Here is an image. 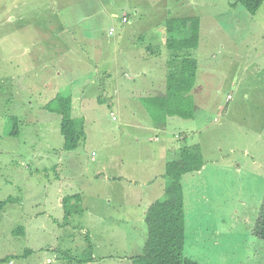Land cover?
<instances>
[{
  "label": "rangeland",
  "instance_id": "1",
  "mask_svg": "<svg viewBox=\"0 0 264 264\" xmlns=\"http://www.w3.org/2000/svg\"><path fill=\"white\" fill-rule=\"evenodd\" d=\"M236 1L97 0L107 11L138 5L143 16L135 18L134 10L119 9L117 17L110 18L99 11L76 25L74 21L80 19L76 15L81 12L76 0H61L58 11L53 10L52 0H0V202L17 199L0 205V264H84L90 254L94 261L87 264H131L125 255L142 253L145 242L140 235H146V225L139 224L141 234L134 237L129 227L118 221L124 212L132 221H141L139 201H151L152 195L135 182L143 179L133 173L140 161L134 159L132 163L123 157L117 164L107 161L116 158L114 140L124 142L141 133L124 126L131 120V112L126 102L130 97L122 94L126 95L131 84H124L115 97L114 92V96L111 92L103 94L108 87L93 80V75L89 77L92 71L83 72L84 77L79 75L91 65L83 60L81 52L68 47L78 38L69 26L73 22L75 30L76 26H93L103 42L101 55L113 67L118 58L121 57L120 62L125 60L122 55L130 31L188 15L204 21L199 44L214 33L210 45L191 53L198 61L209 59L216 64L214 69L222 79L219 82L224 83L216 99L226 109L221 112L212 102L205 106L202 103L197 119L176 118L167 125L171 133L193 130L188 131L186 144L188 138L193 139L190 145L199 148L204 164L200 173H187L181 178L186 228L183 254L201 264H264V242L253 235L264 198V94L249 89L254 79L242 71L245 64L253 69L264 53V4L251 15L241 5L231 7ZM82 5L87 4L84 1ZM123 14L129 24L122 23ZM127 26L129 29L123 33ZM41 35L48 41L38 40ZM223 42L235 43L236 48L218 49L219 45L224 47ZM165 52L163 61L169 56V51ZM59 64L70 67L67 80L56 81L50 71V65L53 70L59 69ZM261 65L264 69V56ZM113 71L118 72L116 65ZM119 76L121 84L137 81H129L123 72ZM86 85L88 93H97L101 102L88 99L82 114L72 111L73 117L85 116L86 121L81 116L85 121L84 143L90 145L87 152L82 145L76 160L65 168L57 161L62 141L60 118L46 111L44 104L55 92L72 99L74 92ZM231 91L233 100L227 104L225 96ZM243 91L248 92L246 99L241 96ZM173 96L166 93L156 105L149 106L153 118L160 120L169 115ZM78 102L74 100L75 105ZM8 116L19 118L17 138L9 136L13 126L6 119ZM168 137L175 144V139ZM35 155L39 158L34 159ZM118 173L121 176L114 178ZM166 174L159 179L163 192L168 181ZM57 187L63 188V193H77L82 202V210L68 222L56 217L61 211L55 202ZM163 192L154 194L156 201L164 198ZM32 202L38 203L36 212L41 216L27 237L14 235L16 228L28 226Z\"/></svg>",
  "mask_w": 264,
  "mask_h": 264
},
{
  "label": "crops",
  "instance_id": "2",
  "mask_svg": "<svg viewBox=\"0 0 264 264\" xmlns=\"http://www.w3.org/2000/svg\"><path fill=\"white\" fill-rule=\"evenodd\" d=\"M48 1L50 0H46V2ZM52 1H53V6H52L53 10L56 9L54 11H58V6H60L61 0H52ZM84 1L85 4H87L86 6L82 5ZM76 3L80 4L76 6L79 8V10H81V12H79L76 15L77 18H79L78 16H80V19H76L74 21L76 22L75 23L76 25L77 24L79 25V23H82L85 19L96 16V13L99 11L106 12L108 17L110 18L117 17L116 11L119 9L125 11L134 10L135 18L136 16L139 17L143 16V14L140 13L141 10L139 9L138 5L136 8H133L130 5L127 7H119L116 10L110 9L109 11H107L106 7L105 6L101 7L100 2L98 3L97 0H76ZM53 15L54 14H52V16ZM57 16H59V13H57ZM123 17L128 18L127 15L125 14L122 15V18ZM186 17H194V15H188ZM186 17H181V18H186ZM208 18H212V17L210 16ZM167 20L168 18L164 19L159 25L155 23V25H151L150 27L141 28L135 31L133 29L132 31H130V35L126 38L129 40V42L127 43L126 51L122 55V57H124L125 60L124 62H120L121 57L118 58L116 63H114L113 67L112 65H110L108 59L106 58L103 59L104 58L103 54L101 55L103 42L99 40L100 38L97 34V30L94 29L93 26H88L85 29L83 28V26L81 27L76 26V29L78 31L75 30L72 25L74 22L71 23V25L69 26L70 30L75 31L78 38L74 39L71 43H69L68 47L70 49L78 50L79 52H81V56L83 60H87L88 63L91 65L87 69L78 72L79 75H82L84 77L83 72L92 71L90 72L89 77L93 75L92 77L93 80H95L98 83H101L102 87H108V89L104 90L103 94L107 92H111V94L113 95L114 92L115 97L119 96V94L122 92V90L124 89L123 88L124 84H131L130 89L126 90V95L124 93L122 94V97H127V96L130 97V99H128L126 102L129 105L131 112V120L127 122L124 126L125 128L132 127L138 129L141 133L132 137L131 139L126 138L127 140H124V142H120V141L115 142L114 140L112 148L115 149L114 155L116 158L113 159L110 157L107 158V161L114 160L111 164H117L119 159H120L119 161H121V157H123L124 160L131 159L132 163L134 162V159L140 161V163L136 164V169H134L133 173H136L140 178L143 179H135V182H137V184H139L145 192L149 193V196L152 195L150 198L151 201H149L146 204H142L143 199L139 201L140 205L138 207V212L140 214L141 221H132L131 216L127 215L126 212L123 213L122 219L117 218V220L119 219L118 221L123 226L129 227L132 236L134 237L137 233L138 236L141 234V232H139L138 230L139 229L138 225L141 223L145 225L144 217L146 214V210L151 203L156 201L155 199L156 195L154 194L156 192L157 193L163 192L162 190L163 187L159 179L163 178L162 176L164 175L165 172L168 173L169 170L170 171L176 170L178 168V164L180 163L182 157L186 155L184 154V151L188 152L191 149V147L194 146V145H190L191 142L193 141L192 138H188L189 143L186 144V137H188V131L191 129L186 130V133L183 134L177 133L176 130H174V132L171 133L167 130L168 123H170L172 119H176V118H178V120L197 119L199 117V112L203 109V108L199 109L200 106L199 104L202 103H204L205 106L209 102H212V104H214L217 109H221V112H225L226 109L225 106L218 104L217 103L218 100L216 99V94H219L224 86V83L219 82L222 79L214 69V66L216 64L212 63L209 59L201 60L200 59L201 55L195 54V56H198L200 59V61L196 60L197 61L196 78L193 87L185 95L186 98L190 97L193 103V107L190 112L191 114L190 117L186 118L181 116L179 117L177 115H168L166 118L160 120L154 119L152 117L151 115L152 112L150 111L149 106L156 105L157 103H155V101L157 99L162 100L163 96L167 93L166 63L170 56H168L167 61L161 60L162 56L166 55L165 51H168L165 46L166 32H165V25H163L164 24L163 22L166 23ZM206 21L207 20L205 19V22ZM122 23L129 24L130 22L128 20V22L126 23L122 22ZM203 24L204 21L201 18H199V25H200L199 43H200V34L202 33ZM127 29H129L128 26L123 29V33ZM70 30L68 31L66 28H64L65 32H70ZM102 33L105 36L104 32ZM213 35L214 33L209 34L207 38H204L205 39L204 42H202L201 44L198 43L197 49L199 47L210 45L211 43H209V41L211 37H213ZM38 40H42L46 42L48 41V38L45 35H41L38 37ZM55 43L57 45H60L59 41H55ZM227 43L228 42H223L221 44H223L224 47H220L219 45L217 48L218 49L236 48L235 43H230V44ZM210 48L211 46H209V49ZM263 56L264 53H262L260 57L257 59V63H254L253 69H249L246 64L244 67L242 66V71L248 72L250 76L254 79V82L249 85V89L251 91L258 89L262 92V94H264V69L261 65ZM65 63L68 64V61H66ZM115 65L118 68L117 73L116 71H113ZM50 66H51L50 71H52L54 73L55 78L58 79L56 81L66 79V76L69 74L70 67L63 68L64 64H59L58 66H61L59 67V69L52 70V65ZM159 68H160V73H158ZM120 72H123V76L128 77L129 81L133 82L134 78H137L136 79L137 81L133 83L123 82V84H121L120 81L122 79L119 76ZM100 75L102 79L99 78ZM79 77L80 76H78L77 81L79 80ZM55 93L51 95L49 98L52 99L55 96ZM233 93L234 92L231 91L226 94L225 102L227 104H229L233 100L232 97ZM247 93H248L247 91H243L241 93L242 98L246 99L248 97ZM228 96H230V99H228ZM71 97H72V111H77L80 114H82L88 99H91L92 102H96V103L101 102V99L100 97L97 96V93L95 92L88 93L87 85L83 87L81 90L74 92V94ZM75 99L79 100V102L76 103V105L74 104ZM49 101L45 102L44 107ZM117 103H120V101L117 100ZM81 116L86 121L85 116L84 115ZM112 120H115L114 116H112ZM149 131H151V134H147V132ZM191 132H193V130H191ZM169 135H171L175 139V144H173L172 141L169 140L168 137ZM17 137L18 135H16L14 138ZM85 141L86 139L79 145V147H77L73 151H63L62 150L63 139H62L59 145L60 155L57 159L58 163L64 164L66 168L69 162L76 160V158L78 157L77 150L80 149L82 145H83L82 148L83 151L87 152L88 149H86V147L89 148L90 144L88 142L84 143ZM183 142H185V144ZM91 156L93 157L94 153H91ZM38 158H39L38 156L36 155L34 156V159H38ZM92 160L93 158H91V161ZM131 160H127L126 162H131ZM201 169L203 171L204 164H202ZM198 173H200V171H198ZM120 176L121 175L118 173L115 175L114 178H118ZM55 195H56L55 202L56 204H58V207L61 209V211L58 214H56V217L57 219L64 221L63 219L64 211L62 209L63 205L61 204L63 198L66 196H73L78 194L73 192L63 193V188L57 187L55 189ZM79 201H80V196H79ZM30 205H32L31 206L32 212L28 215L29 216L28 226L27 227L22 226L23 228L22 237H27L28 234H30L31 229L34 226V222L42 214L36 212V206H38V203L33 204L32 202ZM80 205L81 208H83L82 202H80ZM75 214H79V213H75ZM71 216L69 218H71ZM71 226L72 225H70L69 228ZM80 230L82 233L86 232L83 228H80ZM140 240L145 242L146 240L145 233L140 235ZM126 249L129 250L128 244L126 246ZM134 256L137 255L130 253L129 255H125V258L130 260L129 258Z\"/></svg>",
  "mask_w": 264,
  "mask_h": 264
},
{
  "label": "trees",
  "instance_id": "3",
  "mask_svg": "<svg viewBox=\"0 0 264 264\" xmlns=\"http://www.w3.org/2000/svg\"><path fill=\"white\" fill-rule=\"evenodd\" d=\"M264 0H237L231 7L243 6L251 15H255ZM199 18H172L165 23V46L169 51L166 63V91L171 94L173 109L169 115L190 117L193 103L186 94L194 85L197 71V61L192 57L199 43ZM161 99H157L158 103ZM47 111L55 113L60 118V134L63 139V151H73L86 139L85 121L81 117L72 116V99L70 96L55 94L45 105ZM177 110V111H176ZM156 119V118H154ZM13 126L9 136L18 135L19 118L7 117ZM182 157L178 168L169 171L165 177L168 181L164 190V198L149 205L144 217L146 225V241L140 255L129 258L131 264H201L183 254L186 241L184 225L183 192L181 178L184 174L197 172L202 168V155L194 145ZM8 198L0 202L1 206L16 202ZM64 221H69L72 214L79 213L82 208L78 195L66 196L62 200ZM66 222V223H67ZM14 235L23 236V228L12 231ZM253 235L264 242V198L259 208L258 216L253 227ZM90 248V240L86 236ZM27 254V253H25ZM3 260H0L2 262ZM90 254L83 263L93 262Z\"/></svg>",
  "mask_w": 264,
  "mask_h": 264
},
{
  "label": "built area",
  "instance_id": "4",
  "mask_svg": "<svg viewBox=\"0 0 264 264\" xmlns=\"http://www.w3.org/2000/svg\"><path fill=\"white\" fill-rule=\"evenodd\" d=\"M122 21L127 22V19L125 17H123ZM228 98H230V97H228Z\"/></svg>",
  "mask_w": 264,
  "mask_h": 264
},
{
  "label": "clouds",
  "instance_id": "5",
  "mask_svg": "<svg viewBox=\"0 0 264 264\" xmlns=\"http://www.w3.org/2000/svg\"><path fill=\"white\" fill-rule=\"evenodd\" d=\"M125 18H126V17H125ZM122 19H123V18H122ZM122 19H121V20H122ZM126 19H127V22H128V18H126ZM122 22H123V21H122ZM124 23H126V22H124ZM110 33H111V32H110ZM228 97H230V96H228ZM228 99H230V98H228Z\"/></svg>",
  "mask_w": 264,
  "mask_h": 264
}]
</instances>
